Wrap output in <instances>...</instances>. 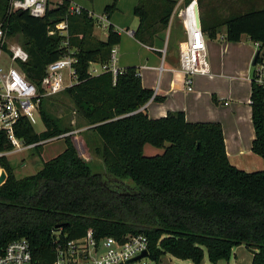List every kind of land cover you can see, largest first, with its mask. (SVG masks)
I'll return each mask as SVG.
<instances>
[{"label":"trees","instance_id":"16d2710c","mask_svg":"<svg viewBox=\"0 0 264 264\" xmlns=\"http://www.w3.org/2000/svg\"><path fill=\"white\" fill-rule=\"evenodd\" d=\"M116 1L104 8L107 18L116 10ZM191 1L185 0L186 5ZM10 2L0 0V28L5 38L19 37L28 54L26 62L17 64L26 81L41 93L47 65L65 55L74 58L75 82L63 91L100 140L94 152L104 172H93L80 157L68 134L71 129L41 109L42 99V132L36 133L24 117L13 127L16 138L32 148L67 134L62 137L64 150L43 162L38 172L15 176L5 156L13 147L0 131V168L6 175L0 185V254L8 243L23 239L33 264H54L57 245L91 229L95 240L142 234L155 261L169 255L201 264L206 254L217 264L243 245L252 254L251 264H264V167L245 172L231 165L217 122L190 123L180 111L149 118L144 105L160 98L142 87L135 67L122 69L115 82L110 72L89 76V63H107L111 49L120 43L112 26L101 41L93 33L95 19L84 9L72 10L70 0L52 7L48 3L42 17L13 11ZM175 4L138 0L133 37L151 46L167 28ZM197 6L206 39H217L222 28L227 42H239L244 35L258 45L255 63L264 60V7L210 16L200 12L201 1ZM61 23L65 27L58 29ZM249 105L251 151L264 166V90L253 79ZM145 145L162 153L145 156Z\"/></svg>","mask_w":264,"mask_h":264},{"label":"crops","instance_id":"0c3cea01","mask_svg":"<svg viewBox=\"0 0 264 264\" xmlns=\"http://www.w3.org/2000/svg\"><path fill=\"white\" fill-rule=\"evenodd\" d=\"M61 1L49 0V5L52 7ZM81 1V4H72L70 0V8L84 9L95 19L93 33L98 40L106 39L108 26L119 33L120 43L114 46L117 66L121 69L135 67L142 87L152 90L154 96L160 98L157 101L151 99L144 105L143 109L149 118L156 119L168 112L180 111L190 123L217 122L222 127L229 163L245 172L263 169L262 159L251 151L254 129L249 105L251 77L248 76V71L254 50L249 45L243 49L244 41L252 43L246 36L243 35L239 42L234 43L223 38L206 39V58L208 55L212 57L211 63L207 62L209 74L193 77L191 90L188 91L179 61L180 46L186 39L181 17V5H186L185 0H171L176 4L168 26L157 35L151 46L144 45L133 37L138 26L133 10L138 0H118L117 10L108 18L103 11L112 0H102L100 7L96 5L97 0ZM193 10L194 3L187 8V12L191 13ZM219 35H224V28ZM241 49L243 52H240ZM241 61L246 64L243 72L238 68ZM245 84L249 90L245 101L241 102L239 90ZM6 157L8 159V154ZM243 247L241 245L235 249L240 252ZM251 260L252 254L247 264H251ZM201 264H205L204 258Z\"/></svg>","mask_w":264,"mask_h":264},{"label":"built area","instance_id":"2783aa9c","mask_svg":"<svg viewBox=\"0 0 264 264\" xmlns=\"http://www.w3.org/2000/svg\"><path fill=\"white\" fill-rule=\"evenodd\" d=\"M49 0H11L10 7L13 11H27L33 17H42ZM195 1H191L182 10V20L186 30V39L180 46V70L185 77V86L191 90L192 79L195 76H206L209 67L206 61V38L200 26H196L194 10L187 12ZM79 12V9H74ZM63 23L57 25L63 29ZM221 38H223L221 36ZM257 48L258 45L256 44ZM28 60L27 52L19 43H9L0 28V131H4L13 150L21 151L22 143L14 135L13 127L17 121L24 117L33 125L39 117L41 99L52 97L75 82L72 68L75 62L70 55H65L47 65L45 75L38 88L26 81L21 74L18 63ZM254 83L264 90V60L253 66ZM64 72H66L65 83ZM103 72H110L113 82L122 69L117 66L116 48L111 49L107 63H89L87 73L96 76ZM61 135L48 140V142L62 138ZM33 146V145H32ZM32 146H27L32 148ZM148 239L142 234H129L117 240L107 237L95 240L93 232L88 229L85 234L74 240H68L56 247L54 264H159V260H152L148 253ZM146 256L139 258L142 253ZM0 264H33L28 243L23 240H14L8 243L0 254Z\"/></svg>","mask_w":264,"mask_h":264},{"label":"rangeland","instance_id":"374dc122","mask_svg":"<svg viewBox=\"0 0 264 264\" xmlns=\"http://www.w3.org/2000/svg\"><path fill=\"white\" fill-rule=\"evenodd\" d=\"M71 1L72 4L82 3L81 0H71ZM192 1H195L197 3V0H192ZM199 1H201V5H202L200 12L201 13L205 12L210 16L214 14L226 15L230 12L242 13L248 10L251 5L254 8L264 7V0H255L251 3L248 0H199ZM113 2L114 0H112V3ZM117 2L118 0L116 1V10H117ZM101 3L102 0H97L96 1L97 7H100ZM186 6L187 5L185 4L181 5V8H184ZM217 38H221V36L219 35ZM6 41L9 42L10 44L20 43L19 37L6 38ZM243 43H244L243 49H246V47H248L247 45H249L254 50L253 53L254 56V54L258 49L257 46L248 41H244ZM243 49H241L240 52H243ZM261 54L264 57V46L262 48ZM206 61L208 63H211L212 57L208 55ZM251 62L252 61H250V66L248 71L249 77H251L253 74V68L251 66ZM240 64L241 65L238 68L241 69V72H243V69L246 68V64H243L242 61ZM65 76H66V72H64V77ZM65 83L67 84L69 83L66 80V77H65ZM246 84L243 88L239 90V96L241 102L245 101V97H247V93L249 90ZM238 87H240L239 84ZM42 100L43 103L41 109H43L53 118L59 119L60 125L62 127L71 129V132L68 134H71L70 136L73 139V143L80 157H82L84 160H86L91 164L93 172H99V171L104 172L102 162L94 152L97 147H100L101 142L98 139L97 135L93 133L91 130H89V127L86 125L85 121L80 117V115L75 112V108L72 102L65 94V92L62 91L55 96L45 97ZM33 128L36 133H40L44 130V126L41 122L40 116L36 118V123L33 124ZM21 145L23 148L21 151L12 150L11 152L7 153L8 160L11 163L14 170V174L17 178L34 175L36 172H38L41 169L43 162H46L51 158L57 156L65 148L63 138H57L56 140L50 142L46 141L45 143L41 144L39 148H28L23 144ZM161 153H162L161 149H156L149 145L145 146V149L143 151V154L145 156H154ZM7 154H5V156ZM2 171L3 170L0 168V172ZM235 248L228 261H219L217 264H247L251 256L250 251L247 249L245 250V248L243 247L242 250L238 252V249ZM204 262L205 264H211L208 261L206 254L204 255ZM159 264H192V263L189 261L175 259L169 255H164L160 258Z\"/></svg>","mask_w":264,"mask_h":264},{"label":"water","instance_id":"95a60500","mask_svg":"<svg viewBox=\"0 0 264 264\" xmlns=\"http://www.w3.org/2000/svg\"><path fill=\"white\" fill-rule=\"evenodd\" d=\"M194 15H195L196 26L199 27V26H200V18H199V11H198V6H197V3H196V2L194 3ZM256 54H257V53H256ZM254 64H255V61L252 60L251 65L253 66ZM5 179H6V175H5V173L2 171V172L0 173V185L4 183ZM144 256H146V253H145V252L142 253V254L138 257V259H139V258H142V257H144Z\"/></svg>","mask_w":264,"mask_h":264}]
</instances>
